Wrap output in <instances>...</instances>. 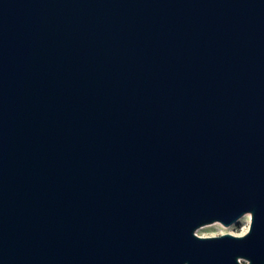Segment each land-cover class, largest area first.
<instances>
[{
	"label": "water",
	"instance_id": "obj_1",
	"mask_svg": "<svg viewBox=\"0 0 264 264\" xmlns=\"http://www.w3.org/2000/svg\"><path fill=\"white\" fill-rule=\"evenodd\" d=\"M0 264H264V0H0Z\"/></svg>",
	"mask_w": 264,
	"mask_h": 264
},
{
	"label": "clouds",
	"instance_id": "obj_2",
	"mask_svg": "<svg viewBox=\"0 0 264 264\" xmlns=\"http://www.w3.org/2000/svg\"><path fill=\"white\" fill-rule=\"evenodd\" d=\"M252 216L248 215L243 217L242 222L245 224V226L242 228V230H231L228 228H223L220 227L219 225H217L215 228H206L203 230L204 233H209L213 236H223L226 233L230 234L231 236L234 237H239V238H243L246 236V234L249 233L250 231V225L252 223Z\"/></svg>",
	"mask_w": 264,
	"mask_h": 264
},
{
	"label": "rangeland",
	"instance_id": "obj_3",
	"mask_svg": "<svg viewBox=\"0 0 264 264\" xmlns=\"http://www.w3.org/2000/svg\"><path fill=\"white\" fill-rule=\"evenodd\" d=\"M250 214H247L245 216H248ZM243 216V217H245ZM251 216V215H250ZM243 217L239 219V221H237L236 223L232 224V225H225L223 224L222 222H214V223H211V224H207V225H203L202 227H200L196 233L199 235V236H203V237H208V236H213L209 233H204L203 230L206 229V228H215L217 225H219L220 227H223V228H228V229H231V230H242V228L245 226V224L242 222L243 220ZM213 225V226H211ZM250 227V226H249ZM227 234V233H226Z\"/></svg>",
	"mask_w": 264,
	"mask_h": 264
},
{
	"label": "bare ground",
	"instance_id": "obj_4",
	"mask_svg": "<svg viewBox=\"0 0 264 264\" xmlns=\"http://www.w3.org/2000/svg\"><path fill=\"white\" fill-rule=\"evenodd\" d=\"M211 226H213V225H211Z\"/></svg>",
	"mask_w": 264,
	"mask_h": 264
}]
</instances>
